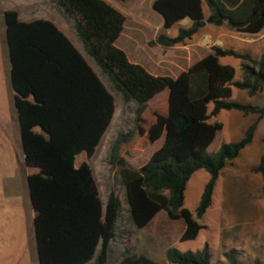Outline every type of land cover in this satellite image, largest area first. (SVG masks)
I'll return each mask as SVG.
<instances>
[{"label": "trees", "instance_id": "1", "mask_svg": "<svg viewBox=\"0 0 264 264\" xmlns=\"http://www.w3.org/2000/svg\"><path fill=\"white\" fill-rule=\"evenodd\" d=\"M54 2L71 20L85 55L122 101L133 104L130 127L116 135L108 150V163L116 169L123 190L125 219L143 228L164 211L170 219L182 220L179 240L194 238L204 227L198 220L212 202L221 169L251 142L264 115V104L231 99V86L248 96L264 89V55L253 58L247 52L211 45L208 54L175 77L153 75L114 44L125 19L117 8L105 0ZM150 6L162 20L150 45L171 47L206 23L247 33L264 25V0H151ZM184 18L187 26L179 25L174 36L166 34ZM3 21L38 264H166L135 252L110 259L108 244L115 236L121 201L110 191L102 206L90 166L85 161L74 164L78 154L93 153L107 128L114 108L112 94L52 21H23L14 9L3 11ZM220 56L242 60L240 79H233V67L220 63ZM163 89L167 90L163 98L147 103ZM229 109L256 117L238 140L222 141L208 151L221 128L220 121L210 119ZM160 137L161 143L142 165L127 162L124 155L129 150H142ZM200 168L208 178L193 218L183 206L184 192ZM254 170L261 175L264 194V148ZM164 255L176 264H220L211 262L206 244L183 251L168 246ZM224 257L227 264H263L258 258L241 262L233 249Z\"/></svg>", "mask_w": 264, "mask_h": 264}, {"label": "rangeland", "instance_id": "2", "mask_svg": "<svg viewBox=\"0 0 264 264\" xmlns=\"http://www.w3.org/2000/svg\"><path fill=\"white\" fill-rule=\"evenodd\" d=\"M107 1L123 13L125 31L129 25L136 23L143 30V39L145 35L153 37L158 32L156 25L159 15L152 10L151 0ZM202 5L205 6L203 1ZM5 9H14L23 19L43 18L54 22L78 46L88 64L113 96L112 117L93 153L88 157L80 153L74 160L75 165L85 161L90 166L102 206L110 191L121 201L120 219L115 236L108 244L111 260L119 259L126 252H135L157 262L176 264L166 261L164 251L168 246H174L183 251L200 249L206 244L213 263L227 264L224 252L233 249L241 262L258 258L264 264V194L261 175L254 170L264 148V115L258 122L251 142L221 169L213 190L212 202L202 218L198 220L204 227L198 230L194 238L179 240V234L183 229L182 220L170 219L164 211H159L145 227L136 228L125 219L126 204L123 201V190L118 182L116 169L108 163L110 143L120 131L127 130L132 123L133 104L122 101L93 61L85 55L71 20L59 10L54 0H0V231L21 233V236L25 238V224L30 223V233L32 232L31 221L27 216L30 205L26 188V169L21 161V152L20 158L16 152V145L19 147L20 144L8 76L9 62L3 21ZM187 23L188 20L184 19L183 25ZM176 28L177 24L172 25L167 33L174 34ZM238 44L234 45V48L241 52L248 51L257 57L261 53L264 54V45L259 41L251 43L244 38L243 42ZM205 45L210 46L211 43H205ZM126 46L128 48L129 45ZM151 46L149 44L150 48ZM136 48L138 46L134 49ZM160 52L161 50L157 55L159 58L164 57L167 60L178 57L183 65L190 62L189 52L185 48L164 47L163 52ZM219 62L228 63L233 67L234 80L241 78V59L225 56ZM231 90L233 100L258 106L264 104V89L253 96H248L245 90L233 86ZM161 96L162 93L156 99L162 98ZM210 107L211 103L208 104V109ZM255 117L256 114L243 115L235 109L220 110L210 119L220 121L221 128L216 132L207 150H215L222 141L238 140ZM35 130L40 131L38 127H35ZM161 140L162 137L142 150H129L124 157L131 166L139 167L159 146ZM207 178L208 173L200 168L191 175L186 184L183 206L190 211L193 218H195L194 210ZM4 216H10L9 223H4L2 220ZM34 253L35 250L31 244V255L35 257Z\"/></svg>", "mask_w": 264, "mask_h": 264}, {"label": "crops", "instance_id": "3", "mask_svg": "<svg viewBox=\"0 0 264 264\" xmlns=\"http://www.w3.org/2000/svg\"><path fill=\"white\" fill-rule=\"evenodd\" d=\"M105 1L108 2L107 0H105ZM202 9H203L204 15H206L207 14L206 6L203 7V5H202ZM18 18H20V20L22 19L23 21L31 20V19L21 18L19 16V14H18ZM184 19H186V18H184ZM184 19H182L178 23H176L177 28L179 25L184 24ZM161 23H162V20H161V17L159 16V21L156 25V29L160 28ZM188 23H189V21H188ZM188 23H187V25H188ZM187 25H183V26H187ZM140 28L141 27L137 26L136 23L135 24L132 23L131 25L128 26V29H126V31H125L124 30V22H123L122 30H121L120 34L118 35L117 39L115 40L114 44L117 47L121 48L125 52L127 58L131 62L138 63V64L142 65L147 71H149L153 75H168L171 77H175L180 71L185 70L192 62H194L195 60H197V59L205 56L206 54H208L210 52V46L211 45H218L222 48H231L237 52H241V51L234 48V45H239L238 43L243 42L244 38L247 39L248 42L253 43V42L259 41L262 45H264V25L260 29V31H258L256 33H247V32H241V31L229 29L225 25L216 26V25H213L210 23H206L203 27H201L190 38L185 39L181 43H178V44L171 46V47H174L176 49L177 48H185L186 50H188L190 62L187 63L186 65H183L182 60H180V58H178V57L172 58V59L168 58L167 60L164 59V57L159 58L157 56L158 51L161 50L160 53H162L164 47L159 45V44H153L151 46L152 48H150L148 41L153 39L155 34L153 35V37H147V35H145V39H143V35H142L143 30ZM177 28H176V32H177ZM168 29L165 30L167 35H169L167 33ZM176 32L172 35H169V36H174L176 34ZM205 38L212 40V43L210 46L205 45V43H204ZM69 40L71 41L70 38H69ZM72 44L80 52L78 46L76 44H74L73 42H72ZM126 45H129L128 46L129 49L127 48ZM135 46H138V48L134 49ZM246 52L249 53L248 51H246ZM261 55H264V54L261 53L260 56ZM250 56L253 58H259L260 57V56L259 57L253 56L252 54H250ZM223 57H225V56L218 57V61ZM222 64H228V63H222ZM231 92H232V90H231ZM161 93H162L161 97L163 98L166 95L167 90L163 89L162 91L156 93L152 98H150L147 101V103L152 104V103L157 102L159 99H156V98H158L157 96ZM12 94H13V92H12ZM257 126H258V124H257ZM256 129H257V127H256ZM19 144H20V140H19ZM16 152H18L19 158H20V152H21V161L23 163V155H22L20 145H19V147L16 145ZM25 169H26L25 175H27L28 169L26 167H25ZM26 188H27V185H26ZM185 191H186V189H185ZM27 196H28V190H27ZM28 201H29V198H28ZM29 205H30V201H29ZM29 210L30 211L28 212L27 216L30 218V221H31L32 232L30 233V223H26L25 224V233H26L25 238L21 236V233L15 234V233H13V231H8V230L7 231H0V264H38L37 254H36L35 237H34V231H33L34 213H33V210L31 208V205H30ZM2 220H4V223H9L10 222V216H7V217L4 216L2 218ZM31 244L33 245L34 250H35V253H34L35 257L33 256V254L31 255Z\"/></svg>", "mask_w": 264, "mask_h": 264}, {"label": "built area", "instance_id": "4", "mask_svg": "<svg viewBox=\"0 0 264 264\" xmlns=\"http://www.w3.org/2000/svg\"><path fill=\"white\" fill-rule=\"evenodd\" d=\"M204 43H206V44H210V43H212V41H211L210 39L205 38V39H204Z\"/></svg>", "mask_w": 264, "mask_h": 264}]
</instances>
